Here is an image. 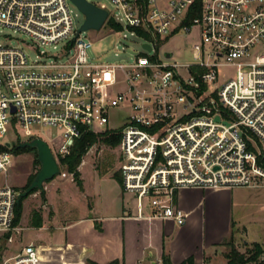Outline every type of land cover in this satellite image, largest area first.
<instances>
[{"label": "built area", "instance_id": "obj_1", "mask_svg": "<svg viewBox=\"0 0 264 264\" xmlns=\"http://www.w3.org/2000/svg\"><path fill=\"white\" fill-rule=\"evenodd\" d=\"M68 1L0 0V25L26 34L34 49L62 42L59 54L35 58L0 44V171L14 163L17 143L40 138L57 175L73 180L60 165L73 142L84 132L113 133L136 217L182 225L181 188L264 187V0H109L111 10L87 0L106 10L101 27L142 40L129 62L92 61L85 32L96 29L78 32L83 23L75 26ZM179 35L194 37L190 62L166 48ZM37 126L49 128L46 136ZM18 194L0 185L6 243L19 229ZM41 253L26 244L0 264H42Z\"/></svg>", "mask_w": 264, "mask_h": 264}, {"label": "crops", "instance_id": "obj_2", "mask_svg": "<svg viewBox=\"0 0 264 264\" xmlns=\"http://www.w3.org/2000/svg\"><path fill=\"white\" fill-rule=\"evenodd\" d=\"M80 179L82 189L76 185L78 191L86 199L90 198V204H86L87 210L80 216H66L56 225L53 224L56 212L49 192L54 189L60 194L63 180L54 183L50 180L51 185L45 189V207L52 210L51 215L41 209H33L40 210L42 225L29 226L48 229L55 234V239L45 244H35L25 239L18 247L30 243L42 247V264H90L89 261L106 264L112 260H118L119 264H161L163 253L172 264H180L189 257L193 258L195 264H227L226 247L230 246L232 236L233 242L240 239L244 245L248 242L260 245L263 249L261 256L264 254V227L262 237L255 235L246 240L243 234L238 235V226H244L247 219L238 215L236 210L240 203L234 202L232 190L228 188L179 189L175 202L187 216L185 223L178 225L172 220L136 217L124 200L126 193L114 178L115 187L110 189L113 200H105L102 204L101 200L95 203V195L84 188L81 172ZM238 188L247 191L245 195L255 206V212L248 216V220L264 225V187ZM100 189H95L98 197ZM243 230L246 234L245 227Z\"/></svg>", "mask_w": 264, "mask_h": 264}, {"label": "rangeland", "instance_id": "obj_3", "mask_svg": "<svg viewBox=\"0 0 264 264\" xmlns=\"http://www.w3.org/2000/svg\"><path fill=\"white\" fill-rule=\"evenodd\" d=\"M89 1L96 4L103 3L109 10H111V3L109 0ZM67 4L72 11L75 26L79 27L85 20L84 14L72 2L68 1ZM85 35L92 43L91 47L88 49V53L92 61L129 62L136 53L142 51V40L140 38L130 37L128 35L127 38H124L122 33L110 30L107 24L102 26L99 30H88L85 32ZM193 38L194 37L192 36L179 35L170 40L166 45V48L175 52V58H177L179 62H190L191 55L189 49ZM0 44L20 46L29 53L31 58H35L36 54L40 50L52 55L59 54L62 50V42H58L56 44V48H53L51 44L40 45L34 49V42L26 34L14 31L12 28L3 25H0ZM27 45H31V48H27ZM122 119L123 115L119 113L111 123L112 125H117L122 121ZM35 129H37V133L43 137L46 136V133L49 130V128L41 126H37ZM51 130L57 133L55 129L51 128ZM117 154V149L115 147L101 148V146H98L97 149L92 148L87 151L83 157L81 165H79L80 168L78 167V170L81 172L84 188H86L87 192L91 195H95V203H97V200H101V204L104 203L105 200H109V202L113 200L114 196L110 192V189L115 187L112 177L113 173H119V161ZM36 170H38V168L34 162V153H21L16 157L14 163L10 166L6 173L0 171V185L8 184L15 187L18 192H21L29 176L36 173ZM51 180H53V183L63 180L61 185L62 188H60V194H57L54 189L49 192L50 202L54 206L56 212V217L53 220L54 225H56L63 217H78L87 210L86 204H90V198L86 199L85 196L78 191L76 184L72 182L70 176L60 177L59 175H55ZM50 185L51 183L49 180L43 184L44 190L38 189L35 192L29 193L22 200L21 218L19 223L16 224L19 229L18 231L10 233L12 241L6 243L5 240H1L3 236L0 235V262L3 260L5 255L11 254L18 249V246L22 244L25 239L32 240L35 244H45L47 241H54L55 236L53 235L55 234L50 230L32 228L29 226L31 210L41 209V211L48 212L50 215L52 214V210L50 209L49 211V208L45 207L47 200L45 189ZM96 188H101L98 190L100 193L99 197L96 196ZM228 190H232V199L234 202L240 203V207H242L237 208L236 211L238 215H243L245 219H247L244 226H238V235L240 236L243 234L246 240L255 235L262 237L263 234L261 233V230L264 225L257 221L254 222L252 220H248V216L250 214H254L255 206H252L253 203L249 201L248 195H245V192L247 191L241 188H228ZM124 200L130 205L133 210V214H135V198L130 194H125ZM241 203H244V205ZM244 227L246 228V234L243 230ZM251 245L252 243L250 242L244 245L240 239H236L234 241V246L243 252L246 251L248 247H251ZM229 248L230 247H226V250L228 251ZM261 257H264V254ZM245 264L257 263L247 262Z\"/></svg>", "mask_w": 264, "mask_h": 264}, {"label": "trees", "instance_id": "obj_4", "mask_svg": "<svg viewBox=\"0 0 264 264\" xmlns=\"http://www.w3.org/2000/svg\"><path fill=\"white\" fill-rule=\"evenodd\" d=\"M115 28L117 25L112 24ZM119 142V136L113 133H102V134H95L92 132H84L79 138H77L69 151V153L60 158V165L61 168L66 171L67 173H71L75 184L82 189V182L80 179V172L78 170L79 165L82 162L84 155L87 153L90 146L93 144L104 145L106 148L115 147ZM14 152L16 155L26 152H33L34 153V162L36 165H39L35 149L29 146L20 147L19 143H17L14 148ZM35 173L30 175L26 184L23 186V191L33 179ZM112 177L121 185V175L118 172H114ZM38 189L32 190L30 193L35 192ZM28 195V194H27ZM26 195V196H27ZM25 196V197H26ZM22 197L18 202L15 204L14 208V221L13 224L16 225L19 223L22 213V200L25 198ZM30 224L34 227H40L42 225V216L40 210H32L30 215ZM8 234L2 237L1 240H4ZM229 250L226 252L227 264H245L247 262H255L257 264H264V259L261 258L263 253V249L260 245L254 243L251 247H248L246 251L240 252L235 246L233 242V236L229 241ZM90 264H98L92 261H89ZM106 264H119L118 260H112ZM161 264H172L169 260V257L163 253L161 256ZM180 264H195L193 258L189 257L185 261L181 262Z\"/></svg>", "mask_w": 264, "mask_h": 264}, {"label": "water", "instance_id": "obj_5", "mask_svg": "<svg viewBox=\"0 0 264 264\" xmlns=\"http://www.w3.org/2000/svg\"><path fill=\"white\" fill-rule=\"evenodd\" d=\"M71 2L84 14L85 20L78 29V32L88 29H99L103 24L107 12L105 9L96 6L95 4L87 0H71ZM145 47L149 48L145 44ZM167 57L171 56V52H166ZM218 119V118H216ZM20 147L29 146L35 149L36 158L39 163V169L35 173L30 184L17 196V202L29 194L34 189H43V184L51 180L55 175L59 173V166L57 161L50 151L48 145L40 138H32L29 141L19 143Z\"/></svg>", "mask_w": 264, "mask_h": 264}]
</instances>
